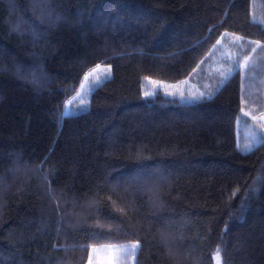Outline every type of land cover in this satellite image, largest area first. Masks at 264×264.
Listing matches in <instances>:
<instances>
[{"label": "trees", "instance_id": "16d2710c", "mask_svg": "<svg viewBox=\"0 0 264 264\" xmlns=\"http://www.w3.org/2000/svg\"><path fill=\"white\" fill-rule=\"evenodd\" d=\"M261 1L0 0V264H86L132 241L134 264H264L243 72L210 100L143 94L145 77L190 78L222 36L264 46ZM97 65L110 76L65 114Z\"/></svg>", "mask_w": 264, "mask_h": 264}, {"label": "rangeland", "instance_id": "374dc122", "mask_svg": "<svg viewBox=\"0 0 264 264\" xmlns=\"http://www.w3.org/2000/svg\"><path fill=\"white\" fill-rule=\"evenodd\" d=\"M254 11L260 12L264 16V1L258 2ZM219 45L215 44L207 61L196 69L193 75L179 82L170 83L155 80L149 77L143 79V94L145 91H156L166 97L176 98L183 102L194 101L193 95H199L201 92L209 93L213 87L221 84V73H227L228 69L232 71L239 68L244 75L245 92L243 97V109L238 121V147L241 151L247 152L245 145L252 146L262 142L264 130L260 128L264 124V46L257 47L256 44L250 49L251 43L237 39L232 36H222ZM256 48V52L252 49ZM247 60V67H242ZM88 80L83 78L77 92L66 103L65 114L75 113L85 109L88 106V100L91 90L107 79L110 68L106 65H99ZM97 66L93 69H96ZM92 69V70H93ZM90 70L89 72H91ZM88 72V73H89ZM85 77V76H84ZM97 77L99 80L97 81ZM195 77L200 78V82H195ZM147 78V79H146ZM151 81H157L158 84H152ZM165 89L173 95H166ZM180 93H183V98ZM247 113V115H245ZM253 116L256 119H253ZM260 141L259 143L257 141ZM137 242H127L122 244H104L90 247L89 259L86 264H117L116 257H120V264H134L135 257L128 255L124 257L120 249H131ZM137 252V249H136ZM217 260V257H216ZM220 261V260H219ZM217 264V261H216Z\"/></svg>", "mask_w": 264, "mask_h": 264}, {"label": "snow or ice", "instance_id": "6c2138e0", "mask_svg": "<svg viewBox=\"0 0 264 264\" xmlns=\"http://www.w3.org/2000/svg\"><path fill=\"white\" fill-rule=\"evenodd\" d=\"M237 39H239V38H237ZM220 43H221V42H220L219 40L216 42L217 45H219ZM252 43L256 44L257 47H261L259 41H253ZM214 47H215V46H214ZM252 52H256V48H253V49H252ZM247 60H248V58L245 59V63H244V65H243L242 67H245V68L247 67ZM99 67H100V66L97 65V68H96V69H93L91 72L87 73V74L85 75V77H84L85 81H87L88 78H89V76H91V75H92L97 69H99ZM194 72H195V70H194ZM109 75H110V70H109ZM220 75H221V87H223L224 83H226V82L228 81L229 77H230L231 75H233L232 69L229 68L228 71H227V73H223V72H222ZM146 79H147V78H146ZM98 80H99V78L97 77V81H98ZM151 83H152V84H158L157 81H151ZM217 91H219V89H217ZM165 92H166V95H173V93L168 92L167 89H165ZM154 95H156V91H145V92H144V96H145V97H152V96H154ZM180 95H181V97L183 98V93H180ZM214 95H215L214 92H209V93H207V94L204 93V92H201L198 96H197V95H193V96L191 97V99H192V100H195V101H202V100H204V99H209V100H210V99L213 98ZM245 115H247V113H245ZM253 119H256V117L253 116ZM260 128H261L262 130H264V124H261V125H260ZM257 142L259 143L260 141L258 140ZM244 147H245V149L250 150V147H251V146H250V145H245ZM49 191L51 192L52 190L49 189ZM138 247H139V242H137V244H135V245H132L131 249L123 248V249H120L119 251H120V253H121L124 257H127L128 255H132L133 257H135L136 249H137ZM116 261H117V264H120V257H119V256L116 257ZM90 264H91V261H90ZM217 264H220V261H219V253H217Z\"/></svg>", "mask_w": 264, "mask_h": 264}, {"label": "crops", "instance_id": "0c3cea01", "mask_svg": "<svg viewBox=\"0 0 264 264\" xmlns=\"http://www.w3.org/2000/svg\"><path fill=\"white\" fill-rule=\"evenodd\" d=\"M264 121V120H263ZM262 138H264V135L262 136Z\"/></svg>", "mask_w": 264, "mask_h": 264}]
</instances>
